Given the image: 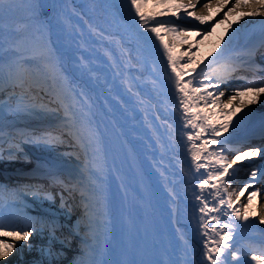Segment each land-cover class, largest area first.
I'll return each instance as SVG.
<instances>
[{"label": "bare ground", "instance_id": "1", "mask_svg": "<svg viewBox=\"0 0 264 264\" xmlns=\"http://www.w3.org/2000/svg\"><path fill=\"white\" fill-rule=\"evenodd\" d=\"M18 2L20 7L17 12L14 14L11 12L17 17L16 20L9 23L0 21V55L6 50H13L14 43H19L21 47L16 50L27 51L25 53L30 57L38 56L37 60L43 66V79L36 76L33 79L35 86L29 84L30 81H26L23 88H16L28 89L30 97L45 99L51 106H57L61 112V115L57 114L59 117H63L64 107L71 108L77 121L73 131L78 132L87 147L85 149L78 144L62 126L57 132L61 131L73 145L62 154L57 152L55 156L57 159H63L64 162H71L68 157L77 154L80 150L83 151L84 159L78 161V169L83 179L85 193H91L85 202L91 203L87 206V211L84 210L82 214L76 216L74 209L75 211L80 209L79 203L72 207L66 199L53 202L51 205L55 213L60 214L62 228L55 229L54 226L48 225L45 229L35 228L33 235L23 246V261L18 255L16 246L13 253L0 261V264L21 262L110 264L108 254L113 247L110 242V223L114 215V204L109 194L110 183L106 177L105 166L112 158H116L117 154L121 156V152L118 139L100 115L101 111L94 100L103 103V108L116 118L117 124L131 141L145 167L147 183L153 191L154 205L151 215L158 235L153 246V255L144 257V262L146 264H197V262L207 264L202 255L204 237L199 228L201 216L199 201L195 199V195L200 193L196 188L200 173L192 167L185 135L193 130L183 127V120L176 110L177 101L174 98V90L168 87L165 75L167 61L163 57L159 41L133 22L125 0H19ZM205 2L206 0H200V5ZM212 3L216 4L217 0H212ZM200 5L198 9L205 15L209 11L213 15L216 14L217 9H202ZM160 10L159 7L153 8L151 4L145 9L148 14ZM234 15L230 16V20L236 23ZM53 16L59 27L49 31L45 22L51 20ZM81 16L83 20L80 19ZM159 19L170 20L167 16ZM184 22L191 25L198 24L193 19L187 18L185 21L183 19L179 24L185 28H197ZM209 26L210 24H205L200 28ZM261 28L264 26L261 25ZM223 33L226 35L233 33L227 23L217 26L216 31L210 36L212 41L207 37L201 43L192 46L195 52L192 59L199 61L200 57L197 54L199 55L201 51L204 55L207 54L204 59L217 53L224 45L223 41L228 40L222 37ZM235 37L236 35L231 43L235 42ZM217 38H222L221 43L213 47L210 43ZM193 39L199 40V37H189V42L191 43ZM165 41L173 42L168 36L165 37ZM188 47V44L177 45V53ZM196 48L199 49L198 52L195 51ZM35 59V57L30 58L31 61ZM225 87L235 89L241 86L226 84ZM232 94L229 90L225 97H221V101H226ZM244 99L248 100L249 97ZM239 105V99L233 102L236 112L230 119L233 125H236V120H240L239 130H241L259 116L260 113L253 114L252 109L258 112L264 109V97H261L258 104H247L243 111L240 110ZM211 111L212 109H209V112ZM223 111H225L223 108H219L215 113ZM6 113L8 115L10 110ZM213 122L224 121L221 116L215 115ZM47 131L54 135L50 129ZM38 133L41 136L48 135L45 129ZM220 139L224 137L221 136ZM61 144H52L50 150L63 151ZM211 148L217 149V146H210ZM233 154L234 151H230L227 154L228 158ZM10 165L15 166L12 163ZM203 171L201 169V173ZM90 175L99 183L89 189ZM229 181L231 187L228 189V194L233 206L240 208L243 213V205L247 203L248 195L256 188H249L241 194L242 183L239 177ZM204 194L207 195L208 192L205 191ZM238 197L239 201H237ZM254 200H256L253 203L255 208L249 210L247 222L232 218L237 225L232 241L233 247L237 240L245 239L250 233L256 231L257 235L264 234V227L260 229L256 226L257 223L260 224L256 213L264 215L262 191ZM39 201L48 203L46 199ZM141 209L142 207H138V210ZM221 218L227 219V217ZM90 223L91 240L87 244L81 245L69 237L70 232L67 230L73 225L84 224L89 227ZM5 239L10 242L13 240L11 237ZM68 240L71 242H66ZM41 241L47 247L39 246ZM79 246L82 247V251L79 250ZM82 252H86L85 258L82 257ZM235 261L228 256L226 264H234Z\"/></svg>", "mask_w": 264, "mask_h": 264}, {"label": "snow or ice", "instance_id": "2", "mask_svg": "<svg viewBox=\"0 0 264 264\" xmlns=\"http://www.w3.org/2000/svg\"><path fill=\"white\" fill-rule=\"evenodd\" d=\"M5 0H0V10L3 9ZM129 8V16L138 27L151 33L157 41L159 47L163 50V57L167 61L166 78L170 90H174V98L177 101V112L183 120L185 129L191 128L193 131L185 133L188 141L187 152L190 155L192 167L197 173H200V180L196 184V188L200 190L195 199L199 201L201 235L202 240V255L203 260L207 264H226L227 257L232 260H239V264H264V253L257 254L254 251L245 252L242 254L238 249H234L232 241L234 240L237 225L233 221L242 220L247 222L252 208L253 200L260 193L259 190H253L247 198V203L243 205V213L240 208L233 206V201L228 194V188L231 187V182L225 180V177L234 175L233 166L237 163L251 160L254 157H259L264 153V148L250 147L246 150H229L224 147L226 141H222L220 137L223 133L229 130L233 124L231 116L235 115L236 109L233 107V102L240 100L239 108H243L247 104H258L261 97H264V79L259 81L249 79L248 76L237 75L239 72L250 70L253 65L256 49L245 48L236 53L235 56H225V52L221 50L213 60L208 61L200 73L193 76L197 72V68L203 63V60L194 61L192 57L195 55L193 45L201 43L205 38L211 36L217 28V25L228 23L229 28L233 27L230 16L239 13L240 19L244 17H261L264 18V0H217L216 4L212 0H206L200 5V0H125ZM152 5L153 8L159 7L160 11H154L151 14L146 13L145 9ZM198 5L202 9H217L213 15L211 11L207 15L198 9ZM231 5V7H229ZM227 9V11H224ZM223 12L222 17L216 20V16ZM171 16L174 20H162L160 17ZM193 19L200 25L210 24L208 28H185L180 24L175 23L176 20ZM83 20V16L80 17ZM215 21V23H210ZM49 31L58 28L59 24L55 16L51 20L45 22ZM237 24L240 21H236ZM264 26V20H261ZM236 31H239L238 29ZM102 34V33H101ZM228 35V40L223 41L225 48H228L235 35V32ZM171 37L173 42H166L165 37ZM199 37V40L193 39L189 42V37ZM188 44L189 47L177 53V45ZM13 52L16 51L14 48ZM199 51L198 48L195 50ZM259 71H264V67L255 65ZM39 65H28L22 59L15 55H0V90L7 91L16 87L23 88L26 81L24 76L31 73H39ZM185 77H189L185 79ZM232 79L244 80L245 84L242 87L230 89L233 93L227 97L226 101H221V97H225V90L221 89V85L228 83ZM131 91V89H129ZM244 97H249L245 100ZM13 97L0 99V119L3 118L6 111L12 109ZM23 97L16 98V106L13 111L17 114L24 113L30 116H56L57 119L64 121L63 127L68 130L76 142L86 149L78 132L73 131L76 128V118L71 112L70 107H64L63 117L57 116L55 109L49 108L45 104H24ZM223 108L225 111L215 113L216 109ZM197 111H193V110ZM209 109H212L209 112ZM215 115L223 118L224 122L214 123ZM241 119H243L241 117ZM236 125L240 124V120L235 121ZM90 127V124H89ZM57 137L51 134L28 138L29 143L42 144L49 146L57 142ZM200 141V143H197ZM218 146L211 148L210 146ZM234 151L231 160L228 159L227 153ZM2 158V154H0ZM9 158L15 157L10 152ZM85 167H87L85 165ZM201 169L204 171L201 173ZM230 169L233 171L230 172ZM187 175V173H185ZM264 179V168H254L249 176V182L241 187V194L248 188H254V181ZM89 189L98 184L99 181L89 176ZM63 184V181H58ZM64 189L70 194L76 191L80 192L82 201H87L90 196L84 191L83 184L69 186L64 184ZM5 190L0 189V200H3ZM39 189L29 188L23 193H16L17 199L21 196L31 193L37 195ZM205 191L208 192L205 195ZM47 199H52L50 193L46 194ZM211 198V199H210ZM63 201V194H61ZM239 201V197L237 198ZM223 209V211H222ZM87 211V203H85ZM230 210V211H229ZM219 213V215H217ZM259 218V223L264 225V215L256 213ZM221 217H227L222 220ZM28 220V218H26ZM91 228V223L89 224ZM34 224L27 223V226L20 228L16 220L11 214H5L0 210V261L8 258L16 248V245L5 239L11 237L13 240L27 242L30 236L33 235ZM70 243L71 241H66ZM83 264V262H81ZM125 264H146L136 260L126 261ZM200 264V262H197Z\"/></svg>", "mask_w": 264, "mask_h": 264}, {"label": "rangeland", "instance_id": "3", "mask_svg": "<svg viewBox=\"0 0 264 264\" xmlns=\"http://www.w3.org/2000/svg\"><path fill=\"white\" fill-rule=\"evenodd\" d=\"M19 0H5V2H4V6H3V9L2 10H0V21L2 22V23H9V22H13L14 20H16V16L15 15H13L14 13H16L17 12V9L20 7V5H19V2H18ZM24 1V0H23ZM229 7H231V5L229 6ZM226 11H227V9H226ZM13 14H12V13ZM222 15H223V13H222ZM222 15L220 16V17H216V20H219L221 17H222ZM235 16V18L234 19H236V14L234 15ZM250 18V17H249ZM229 19H230V17H229ZM181 20H177V22H180ZM184 21H185V19H184ZM187 21V20H186ZM195 21V20H194ZM235 21H238V18H237V20H235ZM240 21V23H239V25L240 24H242V22H243V20H239ZM210 23H215V21H211ZM225 23H227V22H225ZM184 24H188L187 22H184ZM224 24V23H223ZM228 24V23H227ZM233 24V27H232V29H234V27H236L237 26V24L236 23H232ZM6 25H8V24H6ZM198 25V28H200L201 27V25L198 23L197 24ZM196 25V26H197ZM220 26L222 25V24H219ZM218 26V25H217ZM204 27V26H203ZM202 27V28H203ZM223 35L224 36H222L223 38H226V39H228V35H226L225 33H223ZM208 39H210V36H209V38ZM211 40V39H210ZM221 40H222V38L220 39V38H217L215 41H213L212 43H210L213 47H215V46H217V44H219V43H221ZM212 41V40H211ZM14 47H20L21 45L18 43V44H15L14 43V45H13ZM212 47V48H213ZM211 53H213V52H210V54ZM205 55H207V54H205ZM204 53L201 51L200 52V54L198 55L197 54V56L198 57H200V59L201 58H203L204 56ZM33 57H35L36 59L34 60L35 61V63H39L40 64V62H39V60H37L38 59V56H33ZM40 66L43 68V66L40 64ZM39 76H40V78H42L43 79V75L42 74H40L39 73ZM17 95H15V96H13V99H12V101H11V103H12V109H14L15 108V106H16V97ZM22 103H24V104H33V103H35V104H38V100H36V99H30V101L29 102H23V101H21ZM39 104H43V102H39ZM49 106V108H51V109H53L52 107H51V105H48ZM55 108H56V112H57V114H59V115H61V112L58 110V107L57 106H55ZM12 109H10V113L7 115V113L5 114L6 116H5V121H3L2 119L0 120L1 122H7V123H11V122H13V123H25V122H27V121H29V120H35V119H38V118H45V117H52L51 115H49V116H30V115H27V114H24V113H20V114H17L15 111H13ZM53 117H55V116H53ZM56 118V117H55ZM238 128H240V125L239 126H236V125H230V127H229V129H238ZM62 147H64L65 148V146H63V145H61ZM72 159H76V158H72ZM232 158H230V160H231ZM78 160V159H77ZM80 160H81V157H80ZM73 161V160H72ZM246 183H248V182H245V184ZM242 186H243V184H242ZM230 188V187H229ZM228 188V189H229ZM246 190H249V188L248 189H246ZM246 190H244V191H246ZM253 190V189H252ZM251 190V191H252ZM254 201H256V200H253V203H255ZM255 208V206H254V204L252 205V208L251 209H254ZM76 216H79V214H76ZM257 220H259V219H257ZM264 225H262V226H259V227H263ZM84 227V225H81V226H78V225H73L72 227H71V229L69 228L68 230H67V232H70L69 234V237L70 238H72L74 241H77V243H79V244H81V245H83V243H84V241L88 238V236H85V233L83 234V232H82V228ZM236 244V243H235ZM239 244H237V246H238ZM42 248H44V247H47L46 246V244L45 243H43V244H41L40 245ZM49 247H52V246H49ZM56 249H59L58 247H56ZM235 249H238L237 247L235 248ZM79 250L80 251H82V247H80L79 246ZM239 251H240V253H241V257H243L242 256V254L243 253H245L242 249H238ZM20 259H22V261H23V258H20ZM25 264V262H21L20 264ZM234 264H239V263H237V262H235Z\"/></svg>", "mask_w": 264, "mask_h": 264}]
</instances>
